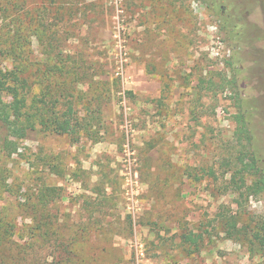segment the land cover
<instances>
[{"label":"rangeland","instance_id":"1","mask_svg":"<svg viewBox=\"0 0 264 264\" xmlns=\"http://www.w3.org/2000/svg\"><path fill=\"white\" fill-rule=\"evenodd\" d=\"M15 66L30 107L95 119L0 148L6 245L34 243L32 264H264V190L234 120L264 170V0H0V69Z\"/></svg>","mask_w":264,"mask_h":264},{"label":"trees","instance_id":"2","mask_svg":"<svg viewBox=\"0 0 264 264\" xmlns=\"http://www.w3.org/2000/svg\"><path fill=\"white\" fill-rule=\"evenodd\" d=\"M23 1L26 2L27 0ZM28 6L29 4H27L26 7L28 8ZM56 9L60 10L58 14H56V18L60 24H63L62 8L57 6ZM47 11V9L42 10L38 16V23L41 28H44L45 30L49 29L46 26L44 17ZM55 45H57V43H54L53 40H50L48 43V47L56 50L57 48H55ZM6 56L8 55L6 54ZM27 90H29L27 80L20 78L19 70L16 66L12 70H5V72L0 69V148L2 146L4 147V143L10 137L17 140L25 139L28 132L34 131L38 126L43 131L45 130L46 132L53 134L67 135L72 138H79L81 135L87 136L90 133L88 123L95 118L90 117L89 120V117L86 115H78L73 108L72 102L61 104L59 100H54L53 102H50L51 108L49 109V104L42 101L47 97L43 95L39 100H35L31 97L33 105L30 107V105H28L29 96ZM5 97H9L10 101L6 102L4 100ZM58 97H60V95ZM98 103H100V100L96 101V105ZM62 107H65V110L62 111ZM98 111L96 110L97 114ZM97 114L95 115L94 112L93 116L96 117V125L99 123V116ZM234 120L236 123L235 134L239 140L245 141L251 156L250 170H253L254 173L260 177L258 184L256 185L259 190H264V170H261L256 166L257 159L252 151V135L247 120L241 112L234 117ZM224 226L226 227L225 233L228 234L230 238L238 239L242 234V231L237 229L234 218L226 221ZM8 230V228L0 226V264H9V262L13 260L16 264H21L23 261L32 264V259L30 258L37 253L36 245L34 243L26 244L15 251L9 246L11 242L7 245L4 242V240L9 237V234L7 235ZM32 230L33 229H31V231ZM250 236L252 242H257L259 248L264 253V227L261 226L258 230H254L251 232ZM201 240V234L188 233L180 236V242L183 245H187L186 249H188L189 253L199 251L200 243L202 242ZM56 247V245L53 247L51 246V248ZM191 248L192 250H190Z\"/></svg>","mask_w":264,"mask_h":264}]
</instances>
